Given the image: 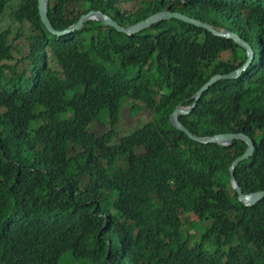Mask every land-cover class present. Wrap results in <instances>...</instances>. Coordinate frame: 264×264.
Masks as SVG:
<instances>
[{
	"label": "trees",
	"instance_id": "1",
	"mask_svg": "<svg viewBox=\"0 0 264 264\" xmlns=\"http://www.w3.org/2000/svg\"><path fill=\"white\" fill-rule=\"evenodd\" d=\"M78 1L81 16L124 27L171 4L253 47L247 70L180 120L199 137L249 135L235 176L243 193L264 192V0H52L56 30L80 18L69 14ZM122 1L138 11L122 15ZM2 24L0 264H264V200L246 207L231 188L247 145L199 144L169 120L211 75L240 67L243 47L178 21L134 36L90 21L58 38L36 0H1ZM130 101L153 115L120 137ZM95 121L111 128L98 135Z\"/></svg>",
	"mask_w": 264,
	"mask_h": 264
},
{
	"label": "water",
	"instance_id": "2",
	"mask_svg": "<svg viewBox=\"0 0 264 264\" xmlns=\"http://www.w3.org/2000/svg\"><path fill=\"white\" fill-rule=\"evenodd\" d=\"M36 1H37V7L39 11V16L41 18V22L43 23V25L45 26L46 30L49 33H51L54 36H57L58 38L72 34L75 31L81 30L83 26L86 25V23L90 21L101 22L103 25L113 28L117 32L121 34H125L127 36H134L136 34L141 33L144 30L151 29L153 26L158 25L162 22L178 21L186 25H190L195 28H198L199 30H203L207 32L208 34L212 35L214 38L222 39L225 41H230L234 45L243 47L247 51V57L244 63L240 67L234 70H231L229 72L215 73L211 75L193 93V97H192L193 103L191 106L189 107L179 106L175 109L174 113L170 115V124L178 131L186 133L192 141L199 143V144H203V145L217 144L223 147H229L236 140L243 141L247 145L246 151L244 152L243 155L236 158L232 162L231 166L229 167L231 188L237 194L238 202L244 204L246 207H251L255 205L256 203H259L262 200H264V192L253 193V194L243 193L241 187L239 186L237 178L235 176L236 168L238 167V165L241 162L248 160L254 152L255 143H254V140L249 135L244 134V133H223V134H216L213 136L199 137L194 134H191L189 129H187L180 120V117L189 116L192 113V111L195 109V107L198 104V101L202 98L204 93L217 81L222 80V79L238 78L244 71L247 70V68L253 63V59H254L253 47H251L248 44V42H245L243 39L239 38L237 35L230 33L228 31H225V30L218 31L214 29L212 26L204 22L198 21L197 19L187 17L181 13L171 12L170 11L171 4L167 5L166 9L163 10L162 12L152 15L148 17L147 19H145L144 21H141L131 27L121 26L113 18L109 17L108 15H105L102 12L93 11L86 15H82L80 18H78L76 23H74L72 26L68 27L67 29L56 30L53 27V24L49 18L51 0H36Z\"/></svg>",
	"mask_w": 264,
	"mask_h": 264
},
{
	"label": "rangeland",
	"instance_id": "3",
	"mask_svg": "<svg viewBox=\"0 0 264 264\" xmlns=\"http://www.w3.org/2000/svg\"><path fill=\"white\" fill-rule=\"evenodd\" d=\"M75 5V7L73 6ZM140 3L137 1H122L119 4V10L122 15L125 13H131L135 14L138 11ZM82 2L78 1L76 4H72L70 7L69 14L73 15L74 13L76 14L75 17H80L81 12H82ZM74 17V18H75ZM0 25V27H2ZM7 26V25H6ZM16 35L13 36V39L15 40ZM16 58H20V54L18 53L16 55ZM131 102L126 103L121 111V116H120V121L118 122L117 126L115 127V131L117 132L118 136L124 137L126 135H129L131 131L134 130L137 126L142 125L143 123H146L151 120L152 118V112L149 110H146L145 108H141L138 111H134L131 109ZM99 120H103V117H101ZM101 121H95L92 124V131L95 132L96 134L100 135L102 133H105L109 130L108 127L106 128L105 125ZM190 216H188L189 218ZM187 219V217H185ZM205 225V224H204ZM206 226V225H205Z\"/></svg>",
	"mask_w": 264,
	"mask_h": 264
},
{
	"label": "clouds",
	"instance_id": "4",
	"mask_svg": "<svg viewBox=\"0 0 264 264\" xmlns=\"http://www.w3.org/2000/svg\"><path fill=\"white\" fill-rule=\"evenodd\" d=\"M51 2H52V0H51ZM81 17V16H80ZM133 26V25H132ZM219 31V30H218ZM249 44V43H248ZM250 45V44H249ZM251 46V45H250ZM131 102V101H130ZM126 104V103H125ZM124 104V105H125ZM124 105H123V107H124ZM181 106V105H180ZM191 106V105H190ZM123 107H122V109H123ZM179 107V106H178ZM181 107H189V106H181ZM177 108V107H176ZM175 111V110H174ZM174 113V112H173ZM173 113H171V114H173ZM181 118V117H180ZM169 120H170V117H169ZM190 131V130H189ZM184 133V132H183ZM190 133H191V131H190ZM186 134V133H185ZM192 134V133H191ZM187 135V134H186ZM188 136V135H187ZM189 137V136H188ZM191 140V139H190ZM230 147V146H229Z\"/></svg>",
	"mask_w": 264,
	"mask_h": 264
}]
</instances>
